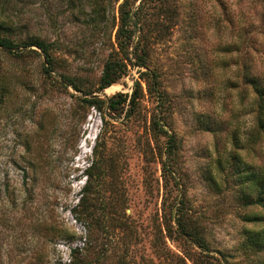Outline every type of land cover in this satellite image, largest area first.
Listing matches in <instances>:
<instances>
[{"label": "rangeland", "instance_id": "374dc122", "mask_svg": "<svg viewBox=\"0 0 264 264\" xmlns=\"http://www.w3.org/2000/svg\"><path fill=\"white\" fill-rule=\"evenodd\" d=\"M1 22L0 264H264V0H0Z\"/></svg>", "mask_w": 264, "mask_h": 264}, {"label": "trees", "instance_id": "16d2710c", "mask_svg": "<svg viewBox=\"0 0 264 264\" xmlns=\"http://www.w3.org/2000/svg\"><path fill=\"white\" fill-rule=\"evenodd\" d=\"M117 1V0H116ZM3 26L2 22L0 23V27ZM124 29V26H120L119 29H117L116 31V36L118 38V35L120 32H122V30ZM30 46H34L36 48H38L41 53L43 54L44 60H45V64L46 66H44V71L45 73H50V71H52V57L50 56L49 52L52 50V44H48L42 41H39L38 39L34 38L31 42H29ZM118 44H119V49L121 50L122 55H124V60H130V55L128 54L129 50L128 48H125V46H128L127 42L124 41H119L118 40ZM12 42H10L8 39L0 37V47L2 48H6V49H10L12 47ZM133 55H135V58L138 60L142 59V56H139L136 52V50L133 52ZM121 59V62H117V68L113 73L107 74V77L105 79H103V83L101 84L100 90L104 89L108 86L111 85V83H113L116 79H118L121 75H122V71L125 68L126 64L124 63V60ZM72 85V84H71ZM75 89H79L76 86ZM84 103H86L88 106H98L99 104L102 103V101H100L97 98H90L87 99L85 98L83 100ZM115 102L112 101L109 105V107L112 109L114 108V104ZM263 104H260V107H258L257 110V117H256V125L258 127V129L260 131H262L264 133V107L262 106ZM249 176H251V181H250V185L253 186L254 188H259V195H258V203H260L261 205L264 206V164L263 166H261V168L259 169L258 174L254 175V174H250ZM248 176V177H249ZM255 215L251 216L249 219H251L254 223H256L257 221H262L264 222V218L260 219L258 218H254ZM261 234H263L264 236V230L261 232ZM259 242V236H258V240H257V244Z\"/></svg>", "mask_w": 264, "mask_h": 264}]
</instances>
